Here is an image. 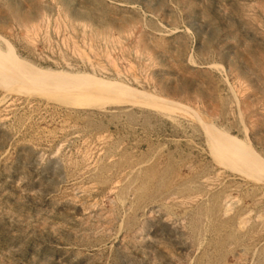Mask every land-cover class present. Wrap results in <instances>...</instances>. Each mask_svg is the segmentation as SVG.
<instances>
[{
	"label": "rangeland",
	"instance_id": "1",
	"mask_svg": "<svg viewBox=\"0 0 264 264\" xmlns=\"http://www.w3.org/2000/svg\"><path fill=\"white\" fill-rule=\"evenodd\" d=\"M0 264H264V0H0Z\"/></svg>",
	"mask_w": 264,
	"mask_h": 264
},
{
	"label": "bare ground",
	"instance_id": "2",
	"mask_svg": "<svg viewBox=\"0 0 264 264\" xmlns=\"http://www.w3.org/2000/svg\"><path fill=\"white\" fill-rule=\"evenodd\" d=\"M54 76V75H52ZM69 81L68 82V90H70L71 92L73 93H82V92H89V89L85 84H83V82H81V80H85V78H87L86 76H79V75H66L65 76ZM101 82V81H99ZM104 83V82H102ZM110 84L111 86L115 87V88H118V89H121V87H124L122 85H118L117 83H108ZM118 87H117V86Z\"/></svg>",
	"mask_w": 264,
	"mask_h": 264
}]
</instances>
